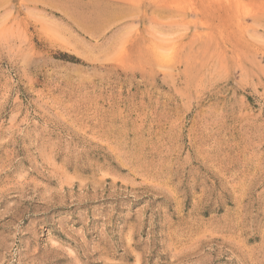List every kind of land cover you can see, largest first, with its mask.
I'll return each mask as SVG.
<instances>
[{
  "label": "rangeland",
  "instance_id": "374dc122",
  "mask_svg": "<svg viewBox=\"0 0 264 264\" xmlns=\"http://www.w3.org/2000/svg\"><path fill=\"white\" fill-rule=\"evenodd\" d=\"M0 264H264V0H0Z\"/></svg>",
  "mask_w": 264,
  "mask_h": 264
}]
</instances>
